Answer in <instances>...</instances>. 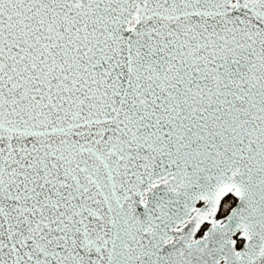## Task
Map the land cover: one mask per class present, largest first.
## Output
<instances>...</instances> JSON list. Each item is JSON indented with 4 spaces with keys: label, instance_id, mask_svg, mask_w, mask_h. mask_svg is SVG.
Instances as JSON below:
<instances>
[{
    "label": "snow or ice",
    "instance_id": "1",
    "mask_svg": "<svg viewBox=\"0 0 264 264\" xmlns=\"http://www.w3.org/2000/svg\"><path fill=\"white\" fill-rule=\"evenodd\" d=\"M0 264H264V0H0Z\"/></svg>",
    "mask_w": 264,
    "mask_h": 264
}]
</instances>
